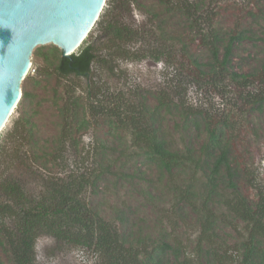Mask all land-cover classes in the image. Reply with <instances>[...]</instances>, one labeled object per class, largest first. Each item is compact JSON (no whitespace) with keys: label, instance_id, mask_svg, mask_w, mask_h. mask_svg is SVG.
I'll return each mask as SVG.
<instances>
[{"label":"rangeland","instance_id":"rangeland-1","mask_svg":"<svg viewBox=\"0 0 264 264\" xmlns=\"http://www.w3.org/2000/svg\"><path fill=\"white\" fill-rule=\"evenodd\" d=\"M120 1L106 10L104 6V20L94 24L81 45L92 42L103 54L108 53L103 39L106 22L115 10L119 21L135 30L138 40L122 44V51L108 55L105 64L94 63L89 77L57 74L62 47L55 42L33 50V67L21 82L22 96L27 90L30 97L21 98L0 132V202L10 201L3 191L9 180L19 184L26 196L36 198L45 196L55 180L67 182L71 174L77 178L85 174L90 179L81 198L131 241L141 240L148 246L158 240L171 243L180 257L176 260L171 251L166 263L218 264L221 258L224 264H237L244 251L241 241L250 238L251 229L249 221L235 217L226 201L242 195L255 207L264 198V101L253 102L250 97L264 90V0H171L173 5L130 0L133 3L126 7L118 6ZM210 34L218 35L220 58L231 35L245 36L234 41L231 56V70L244 75L239 80L215 78L210 72L212 55L205 44L213 39ZM160 50L180 65L157 60L153 53ZM40 53L51 56L50 63ZM190 59H197L203 74L193 70ZM112 66L117 67L111 71ZM247 74L253 83L244 85L240 80ZM116 100L130 106L129 113L143 104L150 113H158L156 126L171 149L186 151L188 147L195 160L176 167L170 177L138 153L143 151L130 131L109 133L114 130L110 120L115 117L108 107ZM27 116L33 125L22 131L20 125ZM207 119L217 126L218 143L212 141ZM30 125L33 132H25ZM70 126L72 135L65 129ZM16 128L21 131L19 136L11 134ZM219 144L226 146L237 189L229 186L228 171L222 166L217 186H210V203L201 210V193L213 167V163L211 168L205 164L208 157L203 146ZM26 155L38 161L30 156L28 165L15 163L17 157ZM200 156L202 166L194 164ZM29 166L32 174L27 172ZM94 169L98 176L92 174ZM125 173L131 176H122ZM178 188L191 194L190 202L178 201ZM0 218L16 232L13 215L0 213ZM202 218L214 219L209 239L202 236ZM2 240L0 258L10 263L12 249L7 238ZM260 246L264 248V243ZM35 254L36 264L102 261L97 253L59 243L48 235L37 238Z\"/></svg>","mask_w":264,"mask_h":264},{"label":"trees","instance_id":"trees-1","mask_svg":"<svg viewBox=\"0 0 264 264\" xmlns=\"http://www.w3.org/2000/svg\"><path fill=\"white\" fill-rule=\"evenodd\" d=\"M117 1L118 0H107L104 10H106L110 4L115 6ZM131 1H120L118 6L126 7ZM160 1L167 5L170 3L173 5L171 0ZM103 15L102 11L95 26L102 23ZM106 25L103 42L106 46L105 48L109 50L108 53L103 54L101 48L92 42H88L84 46L81 45L78 51L68 56L63 55V50H61L62 55H59L55 69L59 76L63 78L72 75L89 77L92 73L94 63L98 62L105 64L108 55L115 54L116 50H119V52L122 51V44L138 40L135 30L126 23L119 21L118 12H116V10L109 16ZM88 36H90V33ZM208 37L213 38L210 42L208 41L205 44L211 51L212 56L210 57V61H208V65L214 77H219L223 80L226 78L236 80L244 76L239 74L236 70L234 71V69L231 70V56L233 54L234 41L242 40L245 36L242 34L231 35L226 45L223 58L219 57V45H217L218 35L215 34L213 36L210 34ZM40 55L45 57L44 59L50 63L49 59L51 56H48L46 53H40ZM153 56L157 60H166L168 61L167 63L171 65L172 63L180 65L177 60L169 59L162 50L157 51V53L154 52ZM190 61L194 63V66H192L193 70H197L200 74H203V69L199 66L197 59H190ZM115 67L117 66H112L110 68L111 71H113ZM228 69L232 72L228 71ZM193 74L197 76V74ZM245 77L244 80H240L242 84L247 85L249 82L253 83L252 75L250 77V75L247 74ZM263 92L264 90L261 91L260 89L257 93L251 94L250 97H252V101H264V97H257L264 95ZM25 97H30L27 90L23 92L22 99ZM22 99L19 104H21ZM160 99L162 100L160 102L161 105L165 104L163 98L161 97ZM114 102L115 104H111V107L107 106L109 110H112L111 113L115 117V119L110 120V126L114 128V130L109 129V133L115 134L119 132L118 130H121L123 133L122 129L127 132L130 131L133 137L135 136L133 140L137 146L140 147L141 151H143L138 153H144L149 161H153L160 168L161 172H167L171 177L176 167H183L185 163L195 160L192 149L188 147H186V151H175L171 149L172 147L169 146L167 139L162 136V132L159 127L156 126L158 113H150V110L144 104L140 105V109L131 110L129 113L130 106L123 100H116ZM122 104H125L127 108L121 109ZM63 107L64 112H66L67 106L64 105ZM30 119V116H27L23 124L20 125L22 131L25 129L26 125L30 123L33 125ZM19 121L21 120L19 119L16 122V127L21 123ZM212 121V119L210 121L207 119V128L212 136V141L218 143L217 126L213 125ZM85 126L86 125L83 127ZM65 129L71 135L73 134L71 126L69 129ZM26 131L29 133L33 132L31 125L27 127L25 132ZM20 132L19 128H16L11 134L13 136H19ZM71 144L74 145V143ZM220 144L218 147H214L213 145L203 146V151L208 157L205 164H208L211 168L213 163V167L208 174V181L203 186V192L201 193V210L207 208L206 205L210 203V191L212 190L210 186H217L216 182L219 181L222 166L228 171L229 186L234 190L237 189V185L233 181L236 172L229 162L226 146H220ZM97 148L98 146L95 150H97ZM216 150H218V152H216ZM30 156H33V162L38 161L36 156ZM30 156L26 155L24 159H19L17 157L15 163L26 162L28 165ZM210 157H214V161L210 162ZM101 163L103 165L104 161L102 160ZM194 164L202 166L203 158L201 156L198 157ZM27 172L32 174L33 168L29 166ZM92 174L98 176L95 169ZM122 176L130 177L131 175L125 173ZM69 177L70 179L67 180V182H63L64 180L59 179L55 180L45 196L36 198L26 196L22 192L20 185L13 183L12 180L4 184L3 191L8 195L10 201L0 202V213L13 215L17 220V229L16 232L10 231L5 222L0 218V225L5 227H0V231L3 233V235H0V243H3L2 239L5 237L8 239L10 249H12L10 263H6L0 258V264H36V240L42 235H48L59 243L81 246L93 253L99 254L100 260L102 258V261L94 264H168L166 263L165 257L168 256L171 251L175 255L176 260L179 259V250L175 249L171 243L165 240H158V242L154 241L152 242L153 245L148 246L144 241L142 242L139 240L135 243L126 237V235L120 233L114 222L107 221L103 216L99 215L98 211L87 204L86 199L83 197L81 198L83 194L82 191L89 183V176L83 174L80 178H77V175L71 174ZM205 187H209V189L207 188L205 190ZM177 194L179 202H190L191 194L188 191L178 188ZM235 198L234 201H226L228 208L233 212L235 217L249 221L248 224L251 229L250 238L241 241V246L244 247V251L237 264H264V248L260 246L264 243V198H260L255 207L250 206L242 195L235 196ZM121 220L123 221V219ZM211 222L214 223V219L210 221L209 219L202 218L201 233L206 239H209L211 235ZM258 236H262V238L256 240ZM182 264L190 263L184 261ZM218 264H224L221 258L218 259Z\"/></svg>","mask_w":264,"mask_h":264},{"label":"water","instance_id":"water-1","mask_svg":"<svg viewBox=\"0 0 264 264\" xmlns=\"http://www.w3.org/2000/svg\"><path fill=\"white\" fill-rule=\"evenodd\" d=\"M107 0H0V132L20 94L33 50L55 42L68 56L82 44Z\"/></svg>","mask_w":264,"mask_h":264},{"label":"bare ground","instance_id":"bare-ground-1","mask_svg":"<svg viewBox=\"0 0 264 264\" xmlns=\"http://www.w3.org/2000/svg\"><path fill=\"white\" fill-rule=\"evenodd\" d=\"M104 6H105V4H104ZM104 8V7H103ZM102 12V11H101ZM100 16V15H99ZM99 18V17H98ZM98 18H97V20H98ZM94 26V25H93ZM91 31V30H90ZM83 43V42H82ZM80 46H78L76 49H78ZM76 49L73 51V52H75L76 51ZM72 52V53H73ZM33 67V63L31 62V59H30V64H29V66H28V69H27V71H26V73L25 74H28L29 73V70H31V68ZM27 76V75H26ZM26 76H24L23 77V79L26 77ZM21 98H22V92H21V90H20V94H19V96H18V99H17V101H16V105H15V107H14V109H13V111H12V113H11V115L13 114V112H14V110L16 109V107L19 105V102H20V100H21ZM10 115V116H11ZM10 118V117H9ZM9 120V119H8ZM8 122V121H7ZM6 125V124H5Z\"/></svg>","mask_w":264,"mask_h":264},{"label":"clouds","instance_id":"clouds-1","mask_svg":"<svg viewBox=\"0 0 264 264\" xmlns=\"http://www.w3.org/2000/svg\"><path fill=\"white\" fill-rule=\"evenodd\" d=\"M31 70H29V72H30Z\"/></svg>","mask_w":264,"mask_h":264}]
</instances>
